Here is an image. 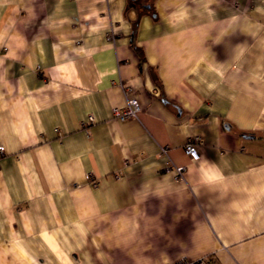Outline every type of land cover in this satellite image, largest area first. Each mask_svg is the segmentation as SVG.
I'll use <instances>...</instances> for the list:
<instances>
[{
    "label": "crops",
    "instance_id": "crops-1",
    "mask_svg": "<svg viewBox=\"0 0 264 264\" xmlns=\"http://www.w3.org/2000/svg\"><path fill=\"white\" fill-rule=\"evenodd\" d=\"M210 253L264 264V0H0V264Z\"/></svg>",
    "mask_w": 264,
    "mask_h": 264
},
{
    "label": "built area",
    "instance_id": "built-area-1",
    "mask_svg": "<svg viewBox=\"0 0 264 264\" xmlns=\"http://www.w3.org/2000/svg\"><path fill=\"white\" fill-rule=\"evenodd\" d=\"M140 108L135 98L130 97L127 98L126 104L122 107L116 106L112 109L113 117L119 121H124L131 117H136ZM94 121L93 116L90 114L87 116L86 120L82 123V125H88ZM199 142L198 136H190L184 144V151L189 157L193 160H197L199 158L198 150L196 145ZM165 148H162V151L165 152ZM175 176L180 177L183 174L184 166H175L174 167ZM91 182L93 184L97 183V180L93 177L89 176ZM171 264H217L216 256L213 253L203 255L196 259H188L185 257H181L174 261Z\"/></svg>",
    "mask_w": 264,
    "mask_h": 264
},
{
    "label": "trees",
    "instance_id": "trees-1",
    "mask_svg": "<svg viewBox=\"0 0 264 264\" xmlns=\"http://www.w3.org/2000/svg\"><path fill=\"white\" fill-rule=\"evenodd\" d=\"M147 0H128V3L133 6H142Z\"/></svg>",
    "mask_w": 264,
    "mask_h": 264
},
{
    "label": "water",
    "instance_id": "water-1",
    "mask_svg": "<svg viewBox=\"0 0 264 264\" xmlns=\"http://www.w3.org/2000/svg\"><path fill=\"white\" fill-rule=\"evenodd\" d=\"M146 7H148V5Z\"/></svg>",
    "mask_w": 264,
    "mask_h": 264
}]
</instances>
